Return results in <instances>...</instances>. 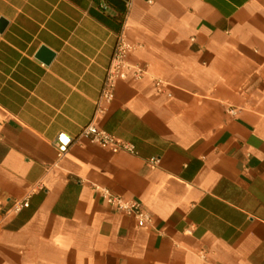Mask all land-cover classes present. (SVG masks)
Here are the masks:
<instances>
[{"label": "crops", "instance_id": "crops-1", "mask_svg": "<svg viewBox=\"0 0 264 264\" xmlns=\"http://www.w3.org/2000/svg\"><path fill=\"white\" fill-rule=\"evenodd\" d=\"M0 21V264H264V0H0ZM120 31L145 75L96 123L133 155L78 138Z\"/></svg>", "mask_w": 264, "mask_h": 264}, {"label": "built area", "instance_id": "built-area-1", "mask_svg": "<svg viewBox=\"0 0 264 264\" xmlns=\"http://www.w3.org/2000/svg\"><path fill=\"white\" fill-rule=\"evenodd\" d=\"M135 47L129 43L123 31H120L115 40L113 51L106 69L105 77L102 83L100 94L95 102V111L92 120L85 125L78 138H86L90 143L109 151L113 154L124 152L128 154H135V149L132 144L122 141L114 135L108 133L104 129L100 128L96 119L99 115H102L106 106L113 100L114 87L117 81H124L131 75L133 80H140L145 75V69L139 65H131L127 62V56L133 52ZM154 89L157 93L161 94L165 90V83L160 79H153ZM228 113L234 114L233 109L227 110ZM73 142V139L64 134H59L55 141L54 147L56 149L58 157H62L68 147ZM151 164H157L158 160L151 159ZM42 186L36 184L32 187L31 192L26 195L22 200H13L10 207L4 211L2 216L8 214H17L21 210L28 207V199L30 194L35 191L41 190ZM93 190L99 193L109 207L114 211L131 216L135 219L137 228H146L151 223L150 214L143 208L142 204L133 199H125L118 195H113L108 189L93 187ZM200 256L204 258L201 253Z\"/></svg>", "mask_w": 264, "mask_h": 264}, {"label": "water", "instance_id": "water-1", "mask_svg": "<svg viewBox=\"0 0 264 264\" xmlns=\"http://www.w3.org/2000/svg\"><path fill=\"white\" fill-rule=\"evenodd\" d=\"M3 25V22L0 21V26ZM54 57V53L46 49L45 47H41L37 53H36V58L45 64H48Z\"/></svg>", "mask_w": 264, "mask_h": 264}]
</instances>
